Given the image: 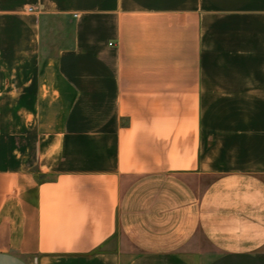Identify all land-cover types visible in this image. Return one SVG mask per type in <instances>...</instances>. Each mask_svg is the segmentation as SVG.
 Here are the masks:
<instances>
[{
  "label": "crops",
  "instance_id": "obj_1",
  "mask_svg": "<svg viewBox=\"0 0 264 264\" xmlns=\"http://www.w3.org/2000/svg\"><path fill=\"white\" fill-rule=\"evenodd\" d=\"M0 264H264V0H0Z\"/></svg>",
  "mask_w": 264,
  "mask_h": 264
},
{
  "label": "built area",
  "instance_id": "obj_2",
  "mask_svg": "<svg viewBox=\"0 0 264 264\" xmlns=\"http://www.w3.org/2000/svg\"><path fill=\"white\" fill-rule=\"evenodd\" d=\"M29 10H33V8H32V7H30V8H29ZM76 15H77V14H76Z\"/></svg>",
  "mask_w": 264,
  "mask_h": 264
}]
</instances>
